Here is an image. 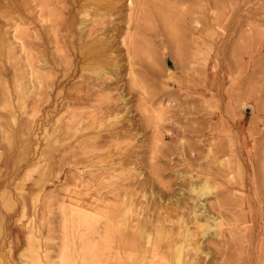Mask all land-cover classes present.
<instances>
[{"label": "rangeland", "instance_id": "obj_1", "mask_svg": "<svg viewBox=\"0 0 264 264\" xmlns=\"http://www.w3.org/2000/svg\"><path fill=\"white\" fill-rule=\"evenodd\" d=\"M130 1L0 0V264H104L109 219L128 222L113 264L171 239L196 264H264V0L202 2L201 45L149 74L129 61Z\"/></svg>", "mask_w": 264, "mask_h": 264}, {"label": "bare ground", "instance_id": "obj_2", "mask_svg": "<svg viewBox=\"0 0 264 264\" xmlns=\"http://www.w3.org/2000/svg\"><path fill=\"white\" fill-rule=\"evenodd\" d=\"M116 1L117 0H99L98 6L101 10L104 11V13H103L104 15L105 14H113L114 15L115 12L123 13L125 11V8L123 6V0L119 1L118 3H116ZM204 1H208V5L210 6L209 9L215 8L217 3H218V0H131L130 4L128 6L130 13L128 16L127 15L121 16V19H123V21L120 22V24H122V27H126L128 29V34H130L133 31V33L131 35L132 41L130 44L131 50L133 52V57L129 59L130 63L133 65V68L142 70L143 74L144 73L145 74L153 73L155 71L154 70L155 69L154 68L155 59L157 58V56H161L165 52V50L172 53L173 55H175L176 53H184L185 54V51L187 50L186 49L187 45L190 44L189 41H192L191 43H193L194 40H196V44H197V48H198L201 44L198 43L197 39H194L193 37L191 39V38H189V36H194L195 33H200L204 29L203 27H199L200 15L202 13L201 3ZM186 2H193L195 4H199L200 6L184 9L183 6ZM122 27H120V28H122ZM103 29L101 28L99 30V32H102ZM97 43L103 45L101 42H97ZM18 48H20V47H18ZM27 56L33 58L29 54ZM24 58H26V57H24ZM89 59H91V58H89ZM88 62H89V60H88ZM29 71L31 72L30 69H29ZM33 71H34V69H33ZM48 78H49V76H48ZM3 84H4V82H3ZM30 88H33V85H30ZM16 89L18 92L19 99H22V100L25 98V96H27V94L29 92V89H25L23 87V85L20 83V81L17 82ZM39 90H40V88H39ZM103 103L104 102H102V104ZM16 106H18V104ZM11 120H12V118H11ZM192 148H199V146L197 144L192 143L189 145V150ZM208 153H210V152H208ZM192 187H194V185ZM191 191L197 197V199L195 200L194 216H195V219H198V218H201L205 214V210L203 209L205 205L202 203L203 199H205L207 196L212 195L213 189L206 183L205 185L203 184V187H201V188L200 187L199 188H196V187L192 188ZM232 201H233V204H237V201H235V200H232ZM159 202H158V204H159ZM157 207H159V206H157ZM156 210H157V208H156ZM130 220H128V221H130ZM106 222L104 223V228L101 226L103 228V231H104L103 232L104 236L103 235H101V236H103V238L106 241V249H105L106 254H105L104 258L102 259V261L104 264H113V261L111 260V258L114 257V260L115 259L117 260V258H116L117 253H115V254L112 253V249H114L112 244L114 242H116L117 238L123 239L122 229L124 226L128 225V222L124 223V225L119 220H117L116 222H113L111 219H109V221L107 223ZM136 226H138V225H136ZM163 233H162V235H163ZM148 234L149 233L147 231L143 230L139 233L137 239L143 238L145 241L148 238ZM205 235H207V232L205 233ZM96 236L98 237L97 234H96ZM163 236L165 238L166 235L164 234ZM94 237H95V235H94ZM134 237H135V235H134ZM234 237H235L234 239H236V240H239V241L241 240V242L243 241V238H242L243 236L241 233L236 234ZM149 238H150V236H149ZM232 241H231V243H232ZM145 242H144V244L147 246V250H149V245L151 244V240L148 239V241L146 243ZM85 245L87 246L88 243ZM190 245L191 244H187V240L185 241L184 244H181V245L174 244V241L172 239L168 240L165 244L161 245V247H160V245L154 247V249L152 250V252H153L152 262L149 263L150 261H148V264H154L155 262H156L155 264H188V263L196 264V257H194L193 259H189L187 261L185 260V257H184L185 252L191 247ZM164 247H167V248H164ZM199 248L195 249V251L198 252ZM171 249H173V252H172L173 258H170V255H171L170 250ZM91 253L92 252L87 253V259ZM161 254H163V257H161ZM207 254L208 253L205 252L206 256H207ZM101 255H104V254H101ZM197 255H199V254H197ZM92 258H91V260H92ZM144 260L146 261V257L142 258V264H147L146 262H144Z\"/></svg>", "mask_w": 264, "mask_h": 264}, {"label": "crops", "instance_id": "obj_3", "mask_svg": "<svg viewBox=\"0 0 264 264\" xmlns=\"http://www.w3.org/2000/svg\"><path fill=\"white\" fill-rule=\"evenodd\" d=\"M12 238H13V240H14V241H16V240H17V237H16V236H15V237L13 236ZM0 251L2 252V248H1V250H0Z\"/></svg>", "mask_w": 264, "mask_h": 264}]
</instances>
